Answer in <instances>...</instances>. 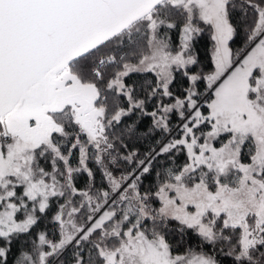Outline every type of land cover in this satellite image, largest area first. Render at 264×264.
Listing matches in <instances>:
<instances>
[{
  "label": "snow or ice",
  "instance_id": "snow-or-ice-1",
  "mask_svg": "<svg viewBox=\"0 0 264 264\" xmlns=\"http://www.w3.org/2000/svg\"><path fill=\"white\" fill-rule=\"evenodd\" d=\"M0 264H264V0H0Z\"/></svg>",
  "mask_w": 264,
  "mask_h": 264
}]
</instances>
